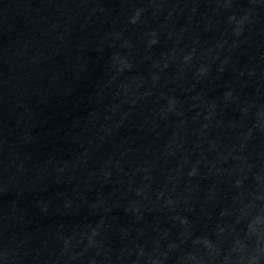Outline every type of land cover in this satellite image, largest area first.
<instances>
[{
    "label": "water",
    "instance_id": "95a60500",
    "mask_svg": "<svg viewBox=\"0 0 264 264\" xmlns=\"http://www.w3.org/2000/svg\"><path fill=\"white\" fill-rule=\"evenodd\" d=\"M264 0H0V264H258Z\"/></svg>",
    "mask_w": 264,
    "mask_h": 264
}]
</instances>
